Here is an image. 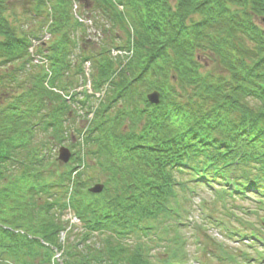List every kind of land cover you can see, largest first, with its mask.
Segmentation results:
<instances>
[{
  "label": "trees",
  "instance_id": "obj_1",
  "mask_svg": "<svg viewBox=\"0 0 264 264\" xmlns=\"http://www.w3.org/2000/svg\"><path fill=\"white\" fill-rule=\"evenodd\" d=\"M81 1L108 25L98 46L71 0H0V264H52L56 251L62 264H183L179 198L214 186L216 202L253 198L264 212V0ZM128 26L134 55L120 68L108 53ZM44 27L51 38L31 65ZM84 61L93 90L108 87L80 140L67 122ZM153 90L157 105L145 99ZM65 142L62 165L50 152ZM66 201L80 233L66 231ZM222 210L249 248L264 238L261 222ZM216 244L219 264L257 262Z\"/></svg>",
  "mask_w": 264,
  "mask_h": 264
},
{
  "label": "rangeland",
  "instance_id": "obj_2",
  "mask_svg": "<svg viewBox=\"0 0 264 264\" xmlns=\"http://www.w3.org/2000/svg\"><path fill=\"white\" fill-rule=\"evenodd\" d=\"M205 64L206 65L204 66V70L206 71H216L218 69L216 63L214 62L206 61ZM83 122V118L77 117L74 121L71 122V128L78 129L79 127L83 126ZM62 145L68 147L67 143H64ZM58 147L59 146L51 147V155L54 156L57 153ZM215 198V195L209 189L205 187H200L195 193H193V195H189L188 199H184L182 197L179 198L177 206L178 210L173 209L174 211H177L180 215L176 219V223L179 226L178 232L180 233V235L184 236L183 239L186 245L183 248L185 252V259L183 260V264H219V262L217 261L218 259H216L215 257L216 243L222 244L226 247H230L232 250L239 249L249 255H255V250L253 251V249L245 247L244 243H241L240 241L235 242V240H237L236 238H228V236H225L227 235V233H225V231L221 227L216 226L215 224H210L209 221L203 219V217H206V215H208L207 213L210 212V209L212 208L211 205H215ZM216 207L217 208L215 211V215H217V219H225L231 226L235 228L238 227V225L233 220L226 218V216L223 214V208H231V212H233L234 215H237L242 220L248 223H253L255 225H258V218L264 216L261 213L262 211H259L257 209L258 206L253 204L252 201H250L249 199H235L233 201H225L224 199H219L218 202H216ZM220 209L222 210V213L220 212ZM199 226L202 228H200ZM74 227V229H76L75 232H80L79 229L81 228L79 225H76ZM167 237L162 238L164 239V241H162V243H160L159 245L155 246L157 247V249L154 250L155 252H152V254L156 257L158 255H162L165 252V250L162 249V246L166 244L165 241L168 240ZM193 237L203 239L204 245L200 246L198 244L199 241ZM151 239L152 238L148 236V240ZM203 248L205 250V253L202 255ZM232 252L234 253V250Z\"/></svg>",
  "mask_w": 264,
  "mask_h": 264
},
{
  "label": "water",
  "instance_id": "obj_3",
  "mask_svg": "<svg viewBox=\"0 0 264 264\" xmlns=\"http://www.w3.org/2000/svg\"><path fill=\"white\" fill-rule=\"evenodd\" d=\"M147 100L151 104H157L159 102V94L153 91V93H150L147 95ZM70 158V152L68 149H65L64 147H61L58 151V157L57 160L62 163H67ZM103 186L101 184H96L92 188H89V191L93 194H98L102 191ZM262 221L264 222V218H262Z\"/></svg>",
  "mask_w": 264,
  "mask_h": 264
}]
</instances>
